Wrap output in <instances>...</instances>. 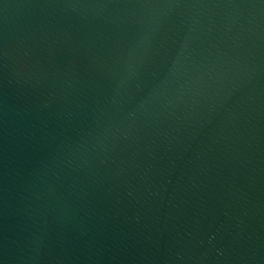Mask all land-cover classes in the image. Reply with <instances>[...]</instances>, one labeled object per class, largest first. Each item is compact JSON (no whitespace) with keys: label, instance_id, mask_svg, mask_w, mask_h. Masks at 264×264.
I'll return each mask as SVG.
<instances>
[{"label":"water","instance_id":"1","mask_svg":"<svg viewBox=\"0 0 264 264\" xmlns=\"http://www.w3.org/2000/svg\"><path fill=\"white\" fill-rule=\"evenodd\" d=\"M0 264H264V0H0Z\"/></svg>","mask_w":264,"mask_h":264}]
</instances>
